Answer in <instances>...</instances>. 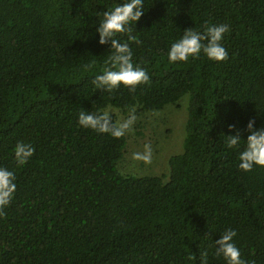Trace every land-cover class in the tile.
<instances>
[{
  "label": "trees",
  "instance_id": "16d2710c",
  "mask_svg": "<svg viewBox=\"0 0 264 264\" xmlns=\"http://www.w3.org/2000/svg\"><path fill=\"white\" fill-rule=\"evenodd\" d=\"M116 2L0 0V165L17 184L0 264H200L204 251L226 264L214 246L226 228L245 261L264 264V167L239 170L220 136L235 124L246 138L250 119L264 127V0H144L131 48L150 83L109 94L91 83L110 51L95 28ZM207 23L230 26L228 59L170 64V43ZM185 98L182 151L161 176L122 172L128 133L77 123L83 108L143 117ZM17 141L35 147L23 166Z\"/></svg>",
  "mask_w": 264,
  "mask_h": 264
},
{
  "label": "clouds",
  "instance_id": "9594fccd",
  "mask_svg": "<svg viewBox=\"0 0 264 264\" xmlns=\"http://www.w3.org/2000/svg\"><path fill=\"white\" fill-rule=\"evenodd\" d=\"M144 0H118L98 18L95 32L100 45H110V51L104 60L105 67L91 83L96 90L111 94L121 86L134 91L137 86L150 83L148 70L133 59L131 43L139 44L140 40L133 33L132 25L144 15ZM137 31V29H136ZM230 31L226 23H207L201 29L192 27L184 29L179 38L173 40L167 48V59L170 64L187 62L201 55L209 61L222 62L228 59V51L223 44L225 34ZM121 35L127 40L122 41ZM91 67V65H86ZM135 108L128 109L127 116L115 119L109 109H82L77 114V123L84 129H91L99 134L112 138H122L135 124ZM229 134L221 133L223 145L237 154V167L243 172L264 167V127L257 128L254 119L246 125L247 136L235 125H228ZM13 157L18 166H23L33 157L35 147L30 142L17 141L13 148ZM151 145L145 144L143 153H135L134 158L150 162ZM16 174L14 170L0 165V214L13 200L16 192ZM237 231L226 228L219 239L214 240L215 254L222 256L226 264H249L242 258L241 251L235 242ZM200 264H208V252L200 255Z\"/></svg>",
  "mask_w": 264,
  "mask_h": 264
},
{
  "label": "rangeland",
  "instance_id": "374dc122",
  "mask_svg": "<svg viewBox=\"0 0 264 264\" xmlns=\"http://www.w3.org/2000/svg\"><path fill=\"white\" fill-rule=\"evenodd\" d=\"M187 98L178 105L162 111L137 117L128 132L126 153L121 162L125 174L138 176L164 175L169 173V159L182 151L187 119ZM118 118H124L122 114ZM151 145L150 162L134 158L135 153H143L144 145Z\"/></svg>",
  "mask_w": 264,
  "mask_h": 264
}]
</instances>
